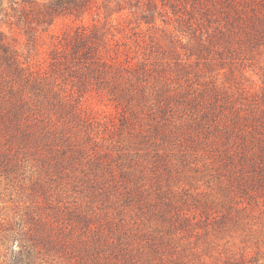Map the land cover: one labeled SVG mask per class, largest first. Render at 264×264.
Wrapping results in <instances>:
<instances>
[{"label": "trees", "instance_id": "trees-1", "mask_svg": "<svg viewBox=\"0 0 264 264\" xmlns=\"http://www.w3.org/2000/svg\"><path fill=\"white\" fill-rule=\"evenodd\" d=\"M111 1L115 7L110 5ZM139 2L33 0L28 8L12 7V11L17 23L25 27L28 44L33 45L35 36L47 31L59 15L82 20L93 7L96 10L102 7L104 12L126 6L138 9ZM141 16L147 19L149 15L141 13ZM187 24V29H191V23ZM247 27L251 30L239 26L234 34H224L222 29L217 36L208 34V46L201 41L200 48H187L185 63L193 55L199 59L217 40L221 45L225 43L217 50L220 58L224 50L235 52L241 47H227L234 42H247L243 46L248 50L264 44V30L253 28L251 22ZM107 30L95 21L62 31L47 51L46 66L35 68L29 59L22 58L0 27V180L20 193L25 206L20 221L1 230L0 264H42L51 252L74 254L66 240L69 231H55L53 221L31 209L33 205L39 208L41 199H48L53 187L60 189L69 183L88 196L112 200L115 206L126 205L123 219L124 214L130 213L131 219L137 216L146 221L143 230L137 225L128 229L123 228L124 223L118 224L121 228L117 230L116 241L120 244L129 235L146 236L141 238L137 250L119 245L101 257L99 244L107 240L103 236L108 232L103 234L105 230H101L98 239L93 234L81 239L86 244L81 254L92 255L103 264H186L172 254L176 235H196L198 229L205 234L226 231L234 224H242L250 210L261 205L264 98L247 109L229 110L230 115L225 116L221 126L219 120L210 117L214 127L204 128L192 117L200 104L198 97L188 96V92L173 84L187 72L179 54L171 52L169 59L175 62L176 74L169 78L157 60L133 63L121 59ZM202 92L205 99L201 105L209 103L212 109L214 102L210 99L217 98L216 88ZM92 93L106 96L123 110L125 118L144 113L130 143L131 149L119 153V161L114 164L107 151L95 148L99 132L94 125L99 120L84 103L85 96ZM185 106L189 107L190 115L181 114ZM200 114L206 117L213 111L205 108ZM182 164L215 174L219 194L213 198L181 197L165 189L164 182L174 180ZM148 175L155 180V200H147L145 196L143 179ZM240 191L247 193L248 198L240 195ZM101 194L104 197L99 198ZM128 230V237L122 238ZM94 231L89 227V232ZM244 260L242 255L240 262L232 258L223 264H243Z\"/></svg>", "mask_w": 264, "mask_h": 264}, {"label": "rangeland", "instance_id": "rangeland-1", "mask_svg": "<svg viewBox=\"0 0 264 264\" xmlns=\"http://www.w3.org/2000/svg\"><path fill=\"white\" fill-rule=\"evenodd\" d=\"M30 1L33 0H0V27L7 40L19 50L22 58L29 59L35 68L46 66L47 51L55 41V37L62 31L72 29L82 22L90 24L96 21L108 29L113 48L121 59H127L133 63L157 60L164 68L165 76L169 78H174L176 74L175 62H170L169 58L172 57V51L177 52L181 63L186 65L187 72L184 76L180 75L178 83L173 82V84H178L180 90L188 92V96L198 97L200 104L196 105L197 113L192 117L195 116L204 128L214 127V121L210 117L219 120L218 123L221 126L225 116L230 115L229 110L239 107L247 109L264 98V44L253 46L248 50L243 46L248 44L247 42L235 43L232 39L234 43L227 47H241H237L235 52L224 50L220 58L221 54L218 55L217 50L219 51L225 43L221 45V42L217 40V43L210 46L207 52L204 51L199 59L193 55L190 62L185 63L187 48H200L201 41H205L208 46V34L217 36L219 32H223L221 29L224 30V34H234L239 26L251 30L247 27L250 22L253 28L257 26L264 30V0H139L138 9L126 6V8L119 10L115 8L109 12H104L102 7L99 10L93 7L82 20L74 16H57L47 31L35 36L33 45L28 44L24 33L25 27L17 23L15 13L12 11V7L19 10L28 8L32 4L29 3ZM110 5L115 7V2L111 1ZM110 12L113 13L108 15ZM141 13L149 16L144 19ZM187 23H191V29H187ZM152 50L155 51L149 56ZM232 57L234 59H231ZM213 87L216 88L217 98L210 99L214 102L211 109L209 103L201 105V100L205 99L203 98L205 93L202 91ZM84 103L99 120V123L94 125V129L99 132L98 145L95 148L107 151L108 155L112 156L109 160L114 161L112 164L118 162L119 153L131 149L130 143L133 141L135 130L144 113L141 112L136 118L126 113L130 117L125 118L119 106H115L106 96L96 93L86 95ZM205 108L213 111V114L201 116L200 113ZM180 111L184 114L183 116L191 114L188 106ZM188 166L182 164L174 180L164 182V188L181 197L190 195L193 198L205 196L213 198L219 194L220 185L215 174L195 168L190 169ZM154 181L150 175L143 179L147 200L156 198ZM240 193L244 198H248L247 193L242 191ZM101 197L104 195H99V198ZM110 197H113L112 194ZM262 197L264 198V193L259 198L261 207L252 208L250 215L242 224H234L220 233L205 234L198 229L196 235L185 237L176 235L173 256H177L186 264H198L203 261L208 264H223L224 261L232 258L240 262L243 255L245 258L243 264H264V200ZM23 201L15 188L9 187L0 180V233L7 225H16L20 221L19 216L25 212ZM113 203L114 201L105 198L88 196L84 190L72 187L70 183L60 189L53 187L48 199H41L39 208H34L33 206L36 205H33L31 209L53 221L55 231H69L66 240L69 241L68 248L74 254L61 255V253L51 252L42 264H103L102 261L94 260L92 255L90 257L83 252L81 254V250L86 245L81 242V239L90 237L91 234L94 239H98L101 230H105L103 234L108 232L107 236H103V240L104 237L107 240L99 244L101 257L109 255L112 248H118L119 245L137 250L141 245V238L146 236L129 235L128 237L130 231L128 230L127 236L122 235V238L128 237V239L120 244L116 241L119 235L117 230L121 228L118 224L124 223L123 228L128 229L137 225V228L143 230L146 228V221H140L137 216H132L131 219L130 213L124 214L123 219L122 213L127 206L123 204L115 206ZM135 210L137 213L138 209L135 208ZM24 219L26 221V218ZM83 220H86L85 223ZM89 227L95 231L89 232ZM111 240L115 242L110 243Z\"/></svg>", "mask_w": 264, "mask_h": 264}]
</instances>
